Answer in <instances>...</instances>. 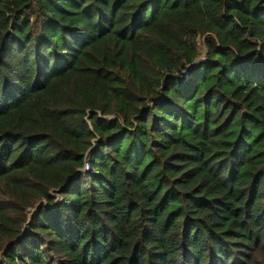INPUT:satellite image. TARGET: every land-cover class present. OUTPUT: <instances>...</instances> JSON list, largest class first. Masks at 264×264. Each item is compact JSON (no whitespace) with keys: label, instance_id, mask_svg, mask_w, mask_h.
Instances as JSON below:
<instances>
[{"label":"trees","instance_id":"obj_1","mask_svg":"<svg viewBox=\"0 0 264 264\" xmlns=\"http://www.w3.org/2000/svg\"><path fill=\"white\" fill-rule=\"evenodd\" d=\"M7 244L0 264H264V0H0Z\"/></svg>","mask_w":264,"mask_h":264},{"label":"rangeland","instance_id":"obj_2","mask_svg":"<svg viewBox=\"0 0 264 264\" xmlns=\"http://www.w3.org/2000/svg\"><path fill=\"white\" fill-rule=\"evenodd\" d=\"M199 42H200V49L202 52V54H201V56H202L203 54L206 53V48L203 44L202 38L199 39ZM53 194L55 195V198H56L55 203H57L61 199L60 194L58 192H55V193L53 192ZM42 204H45L46 206H50L46 200L42 199V200L36 202L34 204V206L28 208V212L26 215V223L23 225V231L27 230L31 226V219L37 213V211L39 210V208L41 207ZM51 207L53 208V207H55V205H52ZM8 245L9 244H7L5 246V248L0 252V259L3 257V252L5 251V249L7 248ZM51 256L53 257V255H51Z\"/></svg>","mask_w":264,"mask_h":264},{"label":"built area","instance_id":"obj_3","mask_svg":"<svg viewBox=\"0 0 264 264\" xmlns=\"http://www.w3.org/2000/svg\"><path fill=\"white\" fill-rule=\"evenodd\" d=\"M203 59H205V54H203V55L200 57L199 60H203ZM192 65H194V63H193ZM185 74L187 75V72H186ZM89 170H90V163H89L88 160H86V162H85V164H84V167H83V171H84V172H89Z\"/></svg>","mask_w":264,"mask_h":264},{"label":"water","instance_id":"obj_4","mask_svg":"<svg viewBox=\"0 0 264 264\" xmlns=\"http://www.w3.org/2000/svg\"><path fill=\"white\" fill-rule=\"evenodd\" d=\"M117 117V115L116 114H113V115H109V116H107V118H110V119H115ZM96 141V139L94 140V142ZM93 149V147L92 148H90L89 149V151L87 152V155H86V160H89V158L91 157V150ZM58 191H60V189H58L57 190V192Z\"/></svg>","mask_w":264,"mask_h":264}]
</instances>
